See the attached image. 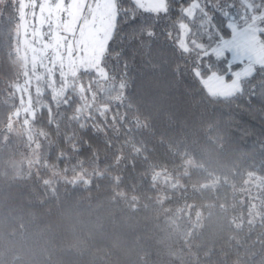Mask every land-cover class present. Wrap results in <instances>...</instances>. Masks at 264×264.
Here are the masks:
<instances>
[{
  "label": "trees",
  "instance_id": "16d2710c",
  "mask_svg": "<svg viewBox=\"0 0 264 264\" xmlns=\"http://www.w3.org/2000/svg\"><path fill=\"white\" fill-rule=\"evenodd\" d=\"M116 4L107 78L42 73L28 98L0 0V264H264V73L212 96L173 19Z\"/></svg>",
  "mask_w": 264,
  "mask_h": 264
},
{
  "label": "snow or ice",
  "instance_id": "6c2138e0",
  "mask_svg": "<svg viewBox=\"0 0 264 264\" xmlns=\"http://www.w3.org/2000/svg\"><path fill=\"white\" fill-rule=\"evenodd\" d=\"M209 4L210 0H165L163 15L174 21L180 50H195L192 76L201 86L239 90L256 65L264 73V0H217L211 8ZM38 7L41 18L47 15L57 23L62 14L70 21L79 14V0H44ZM217 14L220 21L215 20ZM260 90L264 92V82Z\"/></svg>",
  "mask_w": 264,
  "mask_h": 264
},
{
  "label": "rangeland",
  "instance_id": "374dc122",
  "mask_svg": "<svg viewBox=\"0 0 264 264\" xmlns=\"http://www.w3.org/2000/svg\"><path fill=\"white\" fill-rule=\"evenodd\" d=\"M14 1L20 4L18 35L14 42L16 56L23 69L21 83L16 86L20 96L30 98L32 85L38 88V76L42 73L54 79V73L59 71L63 78H67L76 77L78 70L82 69L95 71L102 79L107 78L102 60L115 29L118 14L116 0H79L77 18L70 21L66 14H62L59 23L50 20L47 15L41 18L38 6L44 0ZM134 1L148 11L163 10L165 3V0ZM51 2L48 0V3ZM236 2L239 3V0ZM259 67L256 65L255 71ZM205 88L212 96L220 97L238 91L219 86ZM255 89L256 96H261L260 84ZM29 107L26 104L15 112L12 119H24L26 113L33 117V109Z\"/></svg>",
  "mask_w": 264,
  "mask_h": 264
}]
</instances>
